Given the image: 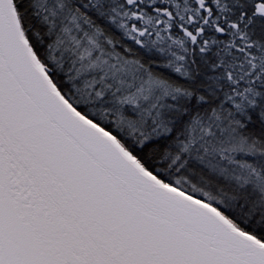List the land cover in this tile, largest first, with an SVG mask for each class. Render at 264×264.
<instances>
[{
    "label": "snow or ice",
    "instance_id": "1",
    "mask_svg": "<svg viewBox=\"0 0 264 264\" xmlns=\"http://www.w3.org/2000/svg\"><path fill=\"white\" fill-rule=\"evenodd\" d=\"M0 264H264V0H0Z\"/></svg>",
    "mask_w": 264,
    "mask_h": 264
}]
</instances>
